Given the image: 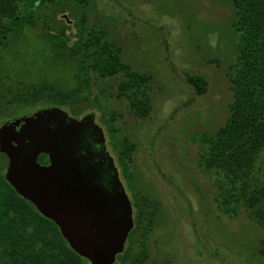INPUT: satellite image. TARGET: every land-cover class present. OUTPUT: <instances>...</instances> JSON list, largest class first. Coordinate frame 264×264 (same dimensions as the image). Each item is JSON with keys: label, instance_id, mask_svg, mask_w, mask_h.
Masks as SVG:
<instances>
[{"label": "rangeland", "instance_id": "374dc122", "mask_svg": "<svg viewBox=\"0 0 264 264\" xmlns=\"http://www.w3.org/2000/svg\"><path fill=\"white\" fill-rule=\"evenodd\" d=\"M34 12V23L0 61L8 88L0 124L24 121L17 129L21 148L0 154V169L12 168L50 205L87 222L95 233L106 232L114 221L127 226L129 212L133 234L119 253L127 248L128 259L138 253L141 239L134 198L145 197L142 203L156 202L158 211L143 264H264V214L248 218L243 207L236 217L221 213L216 175L198 167L200 146L194 141L229 117L235 45L230 1L88 0L84 25L106 31L122 49L123 61L151 76L152 110L143 119L116 97L115 78L101 80L93 73L90 93L83 90L86 101L55 106L28 99L26 89L32 85L49 83L65 91L83 80L78 57L70 58L69 49L60 47L62 38H51L63 30L72 46L79 10L39 4ZM185 75L205 78L206 91L195 95ZM106 111L117 116L116 136L135 146L132 182L121 171ZM256 167V182H264V150ZM117 255L116 264L128 261Z\"/></svg>", "mask_w": 264, "mask_h": 264}, {"label": "trees", "instance_id": "16d2710c", "mask_svg": "<svg viewBox=\"0 0 264 264\" xmlns=\"http://www.w3.org/2000/svg\"><path fill=\"white\" fill-rule=\"evenodd\" d=\"M233 10L230 28L234 34V53L230 66L231 103L229 117L214 132L201 134L196 139L200 146L198 167L213 172L218 193L215 201L222 214L236 217L240 208L248 218L264 214V182H256V167L260 152L264 150V0H229ZM39 4L62 6L79 10L76 41L65 32L60 47L69 49L70 58L78 57V79L69 90L42 83L26 89L33 103H51L55 106L72 105L86 101L90 93V73L99 79L117 80L115 95L127 101L128 109L136 118H147L152 110L151 76L138 72L122 59V49L108 39L102 28L84 25L88 0H0V61L11 43H17L22 31L35 20L34 8ZM193 93L202 95L207 89L205 78L185 75ZM83 90L85 92H83ZM8 92L0 72V108ZM96 103L98 101L96 100ZM106 129L110 133L113 149L121 171L131 181L129 164L135 146L127 138H118L113 122L117 116L104 112ZM217 177L221 179L217 181ZM216 182H226L225 184ZM135 199V228H140L139 251L132 258L117 255L125 264H143L147 258V235L150 232L158 206L156 202L142 203ZM131 230V229H130ZM128 231L127 238L133 232ZM0 264H89L67 244L58 226L45 218L35 207L19 196L0 173ZM113 264H116L115 261Z\"/></svg>", "mask_w": 264, "mask_h": 264}, {"label": "water", "instance_id": "95a60500", "mask_svg": "<svg viewBox=\"0 0 264 264\" xmlns=\"http://www.w3.org/2000/svg\"><path fill=\"white\" fill-rule=\"evenodd\" d=\"M23 119L12 120L0 124V154H4L7 148L20 149L21 142L18 125L23 124ZM2 177L23 199L31 203L39 214L53 221L69 247L80 257L86 259L89 264H113L115 256L121 253L123 243L130 230V215L128 212V224L114 221L105 226L106 232L91 231L80 219L68 217L66 214L49 203L45 197L38 194L33 184L27 182L21 175L10 167L0 169ZM107 257L104 259L103 255Z\"/></svg>", "mask_w": 264, "mask_h": 264}]
</instances>
